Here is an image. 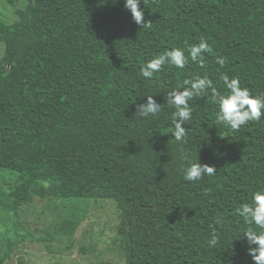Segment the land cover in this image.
Returning <instances> with one entry per match:
<instances>
[{"label":"trees","instance_id":"obj_1","mask_svg":"<svg viewBox=\"0 0 264 264\" xmlns=\"http://www.w3.org/2000/svg\"><path fill=\"white\" fill-rule=\"evenodd\" d=\"M125 5L27 0L13 24L0 19V170L19 175L14 199L0 201L15 231L0 246V264L25 239L18 211L41 179L60 183L66 200H113L127 264H255L249 248L257 246L245 238L250 226L236 209L264 192V118L233 131L216 123L210 96L196 98L183 125L185 145L172 135L175 109L166 97L196 75L226 95L224 74L239 77L253 97L264 95V0H140L151 28L138 26ZM202 39L215 53L203 54L204 68L188 53ZM176 48L189 56L187 67L167 64L150 80L140 75ZM217 56L227 59L225 67ZM148 96L163 105L158 117L138 114ZM181 148L191 163L217 173L184 180L189 164ZM213 226L216 247L208 245Z\"/></svg>","mask_w":264,"mask_h":264},{"label":"rangeland","instance_id":"obj_2","mask_svg":"<svg viewBox=\"0 0 264 264\" xmlns=\"http://www.w3.org/2000/svg\"><path fill=\"white\" fill-rule=\"evenodd\" d=\"M26 5L27 0H18L15 7L9 0H0V19L13 24L16 10ZM4 54L5 45L0 42V64ZM18 181L17 173L0 170L1 202L14 199ZM18 216L25 239L14 246L5 264H127L113 200H66L61 197L60 183L41 179L32 202L23 205ZM14 237V217L0 206V246Z\"/></svg>","mask_w":264,"mask_h":264},{"label":"clouds","instance_id":"obj_3","mask_svg":"<svg viewBox=\"0 0 264 264\" xmlns=\"http://www.w3.org/2000/svg\"><path fill=\"white\" fill-rule=\"evenodd\" d=\"M154 2H158V0H154ZM125 7L131 11L133 20L138 26L142 28L152 27L151 20L145 23L144 13L140 10V0H126ZM188 53L191 61L198 63L202 68L207 67L203 54H215L208 41L203 39L198 45L188 46ZM215 62L223 68L227 64V59L217 56ZM188 63L189 56L182 49L176 48L166 51L147 62L140 75L150 80L154 78V74L162 72L167 64L184 69ZM220 79L228 90L226 95L219 92L207 75H196L194 79H186L177 89L168 92L167 105L175 109L172 114L174 126L172 135H174L175 141L185 145L188 143V129L183 125L192 119L193 110L189 102L196 98L204 99L210 96L211 102L217 104L219 108L216 123L218 125L224 124L233 131H239L250 122L259 123L264 118V95L253 97L250 89L241 87L239 77L230 79L227 74H224ZM162 110L163 105L158 104L153 96H148L147 103L138 106V114L146 118L150 115L158 117ZM180 152L182 159L189 164L188 167L181 169L184 180L196 182L203 180L205 175L211 177L217 173L214 166L191 163L189 161L190 154L183 148L180 149ZM209 194L208 191L204 192L205 196ZM236 214L243 218L245 224L250 226L244 233L249 245L257 246L249 248V255L253 258L255 264H264V192H255L252 202L242 204L236 209ZM216 223L222 224L223 220L218 218ZM252 225L255 227H251ZM218 243L219 236L213 226L208 245L216 247Z\"/></svg>","mask_w":264,"mask_h":264}]
</instances>
